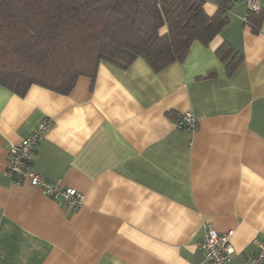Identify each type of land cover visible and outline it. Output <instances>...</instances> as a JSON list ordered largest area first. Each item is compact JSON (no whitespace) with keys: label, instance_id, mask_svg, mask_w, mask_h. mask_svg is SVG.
I'll use <instances>...</instances> for the list:
<instances>
[{"label":"crops","instance_id":"crops-1","mask_svg":"<svg viewBox=\"0 0 264 264\" xmlns=\"http://www.w3.org/2000/svg\"><path fill=\"white\" fill-rule=\"evenodd\" d=\"M217 0H207L213 13ZM254 32L236 1L214 46L244 54L232 75L195 40L183 61L155 70L138 56L102 60L68 93L0 84V264H204L207 225L232 230V264L264 238V0ZM214 70L216 74L208 77ZM191 110L196 131L178 127ZM34 168L82 193L68 208L7 174L9 147L43 119Z\"/></svg>","mask_w":264,"mask_h":264},{"label":"trees","instance_id":"trees-1","mask_svg":"<svg viewBox=\"0 0 264 264\" xmlns=\"http://www.w3.org/2000/svg\"><path fill=\"white\" fill-rule=\"evenodd\" d=\"M206 1L0 0V84L19 95L34 83L68 93L102 60L127 67L138 56L161 70L183 61L195 40L214 46L238 0H217L213 13ZM262 19V8L246 14L254 32ZM214 51L228 75L244 61L226 39Z\"/></svg>","mask_w":264,"mask_h":264},{"label":"built area","instance_id":"built-area-1","mask_svg":"<svg viewBox=\"0 0 264 264\" xmlns=\"http://www.w3.org/2000/svg\"><path fill=\"white\" fill-rule=\"evenodd\" d=\"M248 10L259 11V0H247ZM199 117L191 110L176 113L175 122L178 127L196 131ZM53 125V120L43 119L32 132L18 143L9 147V160L6 174L16 182L24 179L48 196L59 200L68 208H76L81 204L82 193L74 186L64 185L60 180H52L37 172L34 168L36 147L44 133ZM233 231L219 232L213 226L207 225L203 236L197 241V246L205 255L204 264H232L235 249L231 243ZM245 264H264V238L257 241V250Z\"/></svg>","mask_w":264,"mask_h":264}]
</instances>
